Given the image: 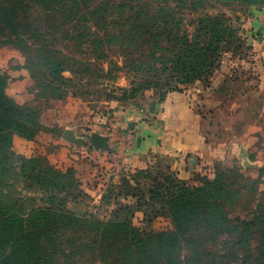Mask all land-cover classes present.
<instances>
[{"label":"rangeland","instance_id":"1","mask_svg":"<svg viewBox=\"0 0 264 264\" xmlns=\"http://www.w3.org/2000/svg\"><path fill=\"white\" fill-rule=\"evenodd\" d=\"M143 1L190 7L178 15L190 34L201 15L232 19L236 39L209 81L177 92L198 117L208 149L173 159L136 154L137 127L150 123L155 105L170 94L152 70L155 32L132 28L137 22L152 27L151 12L135 16V0H96L72 21L34 9L19 39L0 35L3 91L25 109L28 129L13 136L0 202L25 214L50 206L87 223L127 222L154 235L174 232L176 185L222 181L225 194L216 202L229 220L248 221L264 211V0ZM98 7L106 12L91 16ZM71 108L77 118L62 125L57 118ZM55 113L58 121L45 122L44 114ZM186 238L182 264L203 250L214 255L203 257L204 264H264L257 236L245 245L220 231ZM75 264L112 260L86 255Z\"/></svg>","mask_w":264,"mask_h":264},{"label":"trees","instance_id":"2","mask_svg":"<svg viewBox=\"0 0 264 264\" xmlns=\"http://www.w3.org/2000/svg\"><path fill=\"white\" fill-rule=\"evenodd\" d=\"M95 2L0 0V35L10 33L19 39L20 33L24 34L30 27V19L26 15L34 9L49 14L53 20L62 17L72 21L71 17L86 13ZM152 5L154 10H150ZM101 7L95 8L91 16L106 12ZM130 9L138 18L145 12H151L152 27H143L137 22L132 28L145 31L146 27V31L153 29L155 32L150 35L157 39L154 44L157 63L152 70L157 72V80L165 79L168 93L181 92L196 82H208L222 54L236 39L235 31L228 23L232 19L225 15H201L196 20L193 34H190L178 16L183 12L191 13L190 7L183 4L135 0ZM173 14L178 16V20H173ZM159 42L165 46L159 48ZM3 85L0 76V198L5 197V177L11 168L9 160L14 155L13 136L28 132L24 123L25 109L5 96ZM21 119L22 122L19 121ZM174 189V232L154 235L140 233L127 222L87 223L84 216H75L50 206L32 209L25 214L0 202V264H75L86 255H95L104 262L112 260V264H182L181 251L187 246L186 235L219 231L228 234L239 245H245L257 236L264 246V211L248 221L229 220L216 202L225 194L222 181L205 182L203 187L193 189L176 185ZM187 248L191 252V247ZM258 253L263 254L264 249ZM206 256L214 257L206 250L195 251L189 262L204 264L202 258ZM210 264H214V260Z\"/></svg>","mask_w":264,"mask_h":264},{"label":"crops","instance_id":"3","mask_svg":"<svg viewBox=\"0 0 264 264\" xmlns=\"http://www.w3.org/2000/svg\"><path fill=\"white\" fill-rule=\"evenodd\" d=\"M155 106V111L149 115L151 122L142 123L137 127L136 154H141V158L148 155H160L173 159L183 154H201L208 149L206 140L201 134V128H196L198 117L189 111L184 95L177 92L170 93L164 101ZM69 110L57 118L62 125L71 123L77 118L76 111L72 108ZM48 114H44L45 122L58 121L56 113L53 116ZM120 148L123 149V147Z\"/></svg>","mask_w":264,"mask_h":264}]
</instances>
